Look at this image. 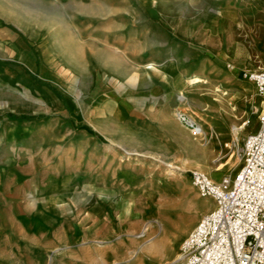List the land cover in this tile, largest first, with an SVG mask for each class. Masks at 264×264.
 Here are the masks:
<instances>
[{
	"label": "crops",
	"instance_id": "1",
	"mask_svg": "<svg viewBox=\"0 0 264 264\" xmlns=\"http://www.w3.org/2000/svg\"><path fill=\"white\" fill-rule=\"evenodd\" d=\"M212 1L226 0H0V264H167L152 245L192 190L146 156L190 131L186 104L211 111L191 80L223 70L219 30L193 24ZM212 110L208 134L232 141Z\"/></svg>",
	"mask_w": 264,
	"mask_h": 264
},
{
	"label": "rangeland",
	"instance_id": "2",
	"mask_svg": "<svg viewBox=\"0 0 264 264\" xmlns=\"http://www.w3.org/2000/svg\"><path fill=\"white\" fill-rule=\"evenodd\" d=\"M236 2L237 0H226L219 4L212 1V5H209L193 22L197 26L208 25V28H212L213 31L219 30V38L211 36L210 39L214 54L212 62L213 66L223 67V70L211 75V80L208 79L209 81L196 76L199 77V82L195 84L203 82L205 85L201 87L202 90L195 93H204L206 95V98L209 99L208 103L211 105V111L209 109L202 111L193 104H186L187 106L179 110L178 113L186 112L193 116L204 127L207 135L205 136L204 134L197 137L194 136L191 130L187 133L178 130L179 142H165L163 155L147 154L146 156L148 161L162 164V174L165 181L170 178L183 179L188 182L192 190V195L189 197L190 206L192 207L189 208L190 211L184 221L178 225L165 223L166 230L169 233L168 238H175V244L171 255L168 256L167 264H176L174 258L180 253L177 247L179 237L190 227L188 234L181 240V249L182 243L197 227L201 219L215 208L213 198L201 196L196 186L193 187L191 172L200 170L218 181L208 169H204L208 164L214 169L221 171L224 177L231 176L234 178L243 164V160L240 158L243 157L242 149L246 136L256 132L260 127L259 113L262 106V98L258 94L256 85L243 78L242 73L244 70L256 71L264 68V0H242V4L245 7L243 11L244 18L247 20V26H244L243 29L238 28L236 25L240 17L235 9ZM226 5L229 8L231 6V8L224 9ZM192 83L194 84V82ZM184 95L186 100L180 99L186 102L187 95ZM235 95L236 97H233ZM220 107L225 108L229 112L227 124L233 132V139L235 138V127H240L244 122L249 121V124L243 128L239 135L240 141L237 147L226 146L227 142L231 143V139H225L222 145H219L214 142L211 134H208L210 124L206 123L205 120L209 121L211 117L207 118L206 114L215 117L220 116L219 113L212 110H219ZM192 141H195V143ZM188 144L192 147H189ZM205 148L207 149L204 150ZM173 173H176V175ZM148 221L149 223L154 222V218ZM188 222H191V224L186 226ZM148 227L151 228V224ZM181 231L183 233L177 236ZM159 233L158 231L151 238L159 237ZM151 238L149 237V241Z\"/></svg>",
	"mask_w": 264,
	"mask_h": 264
},
{
	"label": "built area",
	"instance_id": "3",
	"mask_svg": "<svg viewBox=\"0 0 264 264\" xmlns=\"http://www.w3.org/2000/svg\"><path fill=\"white\" fill-rule=\"evenodd\" d=\"M242 77L256 85L262 98L260 127L246 136L243 164L234 178L216 181L203 171L191 172L194 186L201 196L214 199L215 208L184 240L176 264H264V68L244 70ZM179 117L194 136L204 135L190 114L181 112ZM248 124L237 127L227 147L238 146Z\"/></svg>",
	"mask_w": 264,
	"mask_h": 264
},
{
	"label": "bare ground",
	"instance_id": "4",
	"mask_svg": "<svg viewBox=\"0 0 264 264\" xmlns=\"http://www.w3.org/2000/svg\"><path fill=\"white\" fill-rule=\"evenodd\" d=\"M192 82H194V83H197V82H199V77H196V78H193L192 79ZM180 98L182 99V100H186V96L183 94V93H181L180 94ZM180 113L181 112H179L178 113V116H180ZM193 117V116H192ZM194 118V117H193ZM195 119V118H194ZM196 120V119H195ZM203 129H204V127H203ZM234 131H235V134H237L238 133V129H237V127H235V129H234ZM204 134H205V136L207 135V133H206V130L204 129ZM207 148H205L204 150H206ZM240 159H242L243 160V157H241ZM173 174H175L176 175V173H173ZM201 195V194H200ZM191 224V222H188L187 224H186V226H188V225H190ZM163 225L166 227V225L163 223ZM164 227V228H165ZM149 229H150V227H148V226H146V228H145V230H144V232H143V234H149ZM183 233V231H181V232H179L178 234H177V236H179L180 234H182ZM171 239V238H170ZM169 238L168 239H166V243H165V245H161L160 243H159V241H155V243L152 245V249L151 250H153L155 253H157L158 255H161V256H164V257H168V256H170L171 255V252H172V248H173V245L175 244V238H172L171 240H170ZM150 241H152V240H150ZM149 241V242H150ZM180 254V253H179ZM179 254L177 255V257L179 256ZM176 257V258H177ZM161 258V257H160ZM177 260V259H176Z\"/></svg>",
	"mask_w": 264,
	"mask_h": 264
}]
</instances>
